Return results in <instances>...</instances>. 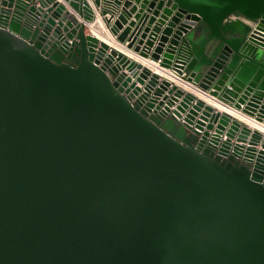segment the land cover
Listing matches in <instances>:
<instances>
[{
  "label": "water",
  "instance_id": "1",
  "mask_svg": "<svg viewBox=\"0 0 264 264\" xmlns=\"http://www.w3.org/2000/svg\"><path fill=\"white\" fill-rule=\"evenodd\" d=\"M65 1L0 0V264H264V0Z\"/></svg>",
  "mask_w": 264,
  "mask_h": 264
},
{
  "label": "crops",
  "instance_id": "2",
  "mask_svg": "<svg viewBox=\"0 0 264 264\" xmlns=\"http://www.w3.org/2000/svg\"><path fill=\"white\" fill-rule=\"evenodd\" d=\"M58 2H60V3H62V4H64L65 6H66V8L68 9V10H71V12H72V14H74L75 16H77V18H78V20L80 21V22H85V21H83V19L78 15V13H76L70 6H69V4H68V2L67 1H65V0H57ZM89 2H90V4H91V7L93 8V10H94V12H95V14H96V21L95 22H93V23H88V22H86V34H95V35H97V36H99L101 39H104V34L105 35H109V36H111L112 38H113V40L115 39L114 38V36H112L111 34H110V32L108 31V29L106 28V26H105V24H104V21L102 20V17L100 16V14H99V11H98V9L96 8V6L94 5V2H93V0H88ZM37 6H39V3H37ZM107 16H109V14L107 15ZM134 18L132 17L131 18V20H133ZM93 26V28L91 29V27ZM97 28V29H96ZM103 28V29H102ZM98 31V32H97ZM100 31V32H99ZM144 64H148V63H144ZM153 70L154 71H156V72H159V73H162L164 76H167L169 79H171V80H174L172 77H170V76H168V75H166L165 73H163V72H161V71H159V70H157V69H155V68H153ZM175 82L176 83H178L179 84V82L177 81V80H175ZM140 85V84H139ZM186 90V89H185ZM194 93V92H193ZM197 96H201V95H198V94H196ZM201 98V97H200ZM178 104V102H176V105ZM176 105H173L172 107H171V109L172 110H174L175 108H176ZM230 111V110H229ZM230 112H232V111H230ZM232 114H235V113H233L232 112ZM236 116H238L237 114H235ZM239 118H242V117H240V116H238ZM238 118V119H239ZM242 119H244V118H242ZM244 120H246V119H244ZM246 121H248V120H246ZM248 122H250V121H248ZM212 133H213V131H212ZM223 138H227L226 136L225 137H223ZM247 144V143H246ZM258 148H260V146L258 147Z\"/></svg>",
  "mask_w": 264,
  "mask_h": 264
},
{
  "label": "bare ground",
  "instance_id": "3",
  "mask_svg": "<svg viewBox=\"0 0 264 264\" xmlns=\"http://www.w3.org/2000/svg\"><path fill=\"white\" fill-rule=\"evenodd\" d=\"M229 21H232V22H237L238 20H240V21H242L244 24H248V23H250V22H248L247 20H245L243 17H241V16H237V15H231L230 17H229V19H228ZM93 28V26L91 27V29ZM97 29V28H96ZM103 29V28H102ZM98 32V31H97ZM100 32V31H99ZM104 40H106L107 42H109L110 44H112V45H117L116 44V42H115V40H113V38L111 37V36H109V35H105L104 34ZM144 63H147V62H144ZM149 67H151L152 69L153 68H155V69H157V70H159V71H161V72H163V73H165L164 71H162V70H160V69H158L157 67H155V65H152V64H150V63H148L147 64ZM160 74H162V73H160ZM166 74V73H165ZM169 76V75H168ZM178 81V80H177ZM179 82V85L182 87V88H184V89H186V90H189V91H192V92H194L195 94H198V95H201L200 97L201 98H203V99H205L207 102H209L210 104H213L214 106H217V108H220L221 110H228L229 111V109H226L224 106H222V105H220V104H218V103H216V102H214L213 100H211V99H209L208 97H206V96H204L203 94H201L200 92H198V91H196L195 89H193V88H191V87H189L188 85H186V84H184V83H182V82H180V81H178ZM178 84V83H177ZM199 97V96H198ZM233 113H235V112H233ZM235 114H237V113H235ZM234 114V116H236ZM238 115V114H237ZM238 116H240V115H238ZM238 116H236L237 118H239ZM240 117H242V116H240ZM242 118H244V117H242ZM242 118H239L240 120H242V121H244V122H247L250 126H252V127H258V128H260L261 130H264L261 126H259V125H257V124H255V123H253V122H248V121H246L247 119L246 118H244V119H246V120H244V119H242Z\"/></svg>",
  "mask_w": 264,
  "mask_h": 264
}]
</instances>
